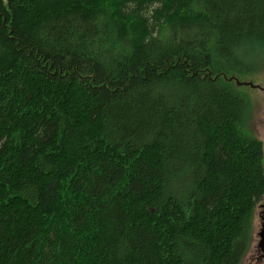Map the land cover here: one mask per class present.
Segmentation results:
<instances>
[{
	"label": "trees",
	"instance_id": "trees-1",
	"mask_svg": "<svg viewBox=\"0 0 264 264\" xmlns=\"http://www.w3.org/2000/svg\"><path fill=\"white\" fill-rule=\"evenodd\" d=\"M252 46L264 0H0V264H242Z\"/></svg>",
	"mask_w": 264,
	"mask_h": 264
},
{
	"label": "rangeland",
	"instance_id": "rangeland-1",
	"mask_svg": "<svg viewBox=\"0 0 264 264\" xmlns=\"http://www.w3.org/2000/svg\"><path fill=\"white\" fill-rule=\"evenodd\" d=\"M247 54V60L252 58L257 64H259V66H252L251 68L244 67L242 71L236 74L238 77L237 80H242L246 83H253L258 87L264 88V55H262L264 53H256V49L252 46ZM260 59L261 61L259 63ZM252 63L253 61H250L249 66ZM234 83H236L235 80ZM241 89L248 95L247 98L251 102L249 108V122L252 127H254L256 135L262 141L264 146V90L250 86H242ZM260 229L261 220L259 219V209L256 208L253 216V229L251 234L252 242L242 264H264V251L259 248Z\"/></svg>",
	"mask_w": 264,
	"mask_h": 264
},
{
	"label": "flooded vegetation",
	"instance_id": "flooded-vegetation-1",
	"mask_svg": "<svg viewBox=\"0 0 264 264\" xmlns=\"http://www.w3.org/2000/svg\"><path fill=\"white\" fill-rule=\"evenodd\" d=\"M257 206H258L257 208L259 209V219L261 220V225H263L264 224V196L261 198ZM259 248L262 251H264V248H262L261 246Z\"/></svg>",
	"mask_w": 264,
	"mask_h": 264
},
{
	"label": "water",
	"instance_id": "water-1",
	"mask_svg": "<svg viewBox=\"0 0 264 264\" xmlns=\"http://www.w3.org/2000/svg\"><path fill=\"white\" fill-rule=\"evenodd\" d=\"M237 83H238V84H241V85H242V84H244V85H249V86H251V87H255V88L257 87V88H260V89L264 90V88L258 87V86H256V85L253 84V83H244V82H239L238 80H237ZM259 235H260V237H261L260 245H261L262 247H264V224H263V226H262V229H261Z\"/></svg>",
	"mask_w": 264,
	"mask_h": 264
}]
</instances>
